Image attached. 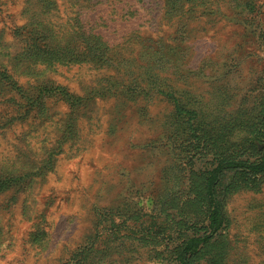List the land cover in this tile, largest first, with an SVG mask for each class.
I'll list each match as a JSON object with an SVG mask.
<instances>
[{
    "label": "rangeland",
    "instance_id": "1",
    "mask_svg": "<svg viewBox=\"0 0 264 264\" xmlns=\"http://www.w3.org/2000/svg\"><path fill=\"white\" fill-rule=\"evenodd\" d=\"M263 118L264 0H0V264H181ZM215 194L191 264H264V170Z\"/></svg>",
    "mask_w": 264,
    "mask_h": 264
},
{
    "label": "trees",
    "instance_id": "2",
    "mask_svg": "<svg viewBox=\"0 0 264 264\" xmlns=\"http://www.w3.org/2000/svg\"><path fill=\"white\" fill-rule=\"evenodd\" d=\"M262 146L257 150L254 159L225 157L217 161L211 169L207 170L202 178V193L207 205V230L200 235L189 237L184 244L183 251L176 255L181 264H191V257L197 255L203 245L223 227L224 218L220 200L215 194V187L225 171H241L245 173H258L264 170V118L261 122Z\"/></svg>",
    "mask_w": 264,
    "mask_h": 264
}]
</instances>
